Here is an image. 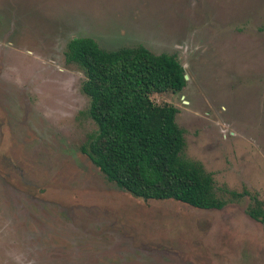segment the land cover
I'll return each instance as SVG.
<instances>
[{
    "label": "rangeland",
    "instance_id": "rangeland-1",
    "mask_svg": "<svg viewBox=\"0 0 264 264\" xmlns=\"http://www.w3.org/2000/svg\"><path fill=\"white\" fill-rule=\"evenodd\" d=\"M174 54L183 155L221 209L134 197L81 151L96 124L74 37ZM225 188L249 194L232 198ZM264 0H0V264H264Z\"/></svg>",
    "mask_w": 264,
    "mask_h": 264
},
{
    "label": "trees",
    "instance_id": "trees-1",
    "mask_svg": "<svg viewBox=\"0 0 264 264\" xmlns=\"http://www.w3.org/2000/svg\"><path fill=\"white\" fill-rule=\"evenodd\" d=\"M66 61L79 65L96 124L81 150L122 191L142 199H172L199 209H221L226 201L202 164L183 155L184 130L178 108L156 103L153 94L178 93L185 69L173 54L144 45L103 49L91 37L72 38ZM232 198L249 194L225 188ZM248 215L264 223V203L252 195Z\"/></svg>",
    "mask_w": 264,
    "mask_h": 264
},
{
    "label": "flooded vegetation",
    "instance_id": "flooded-vegetation-1",
    "mask_svg": "<svg viewBox=\"0 0 264 264\" xmlns=\"http://www.w3.org/2000/svg\"><path fill=\"white\" fill-rule=\"evenodd\" d=\"M71 39H72V38H71ZM71 39H70V40H71ZM70 40H68L67 43H68ZM67 43H66V45H65V49H64V57H65V61H66L65 51H66ZM173 55H174V54H173ZM176 58H177V57H176ZM66 62H67V61H66ZM67 63H68V62H67ZM183 67H184V66H183ZM184 69H185V68H184ZM185 72H186V71H185ZM186 83H187V81H186ZM185 86H186V85H185ZM185 86H184V87H185ZM184 87H183V88H184ZM182 90H183V89H182ZM182 90H181V91H182ZM179 92H180V91H179ZM81 151H82V150H81ZM82 152H83V151H82ZM83 153H84V152H83ZM87 157H88V156H87ZM88 158H89V157H88Z\"/></svg>",
    "mask_w": 264,
    "mask_h": 264
},
{
    "label": "water",
    "instance_id": "water-1",
    "mask_svg": "<svg viewBox=\"0 0 264 264\" xmlns=\"http://www.w3.org/2000/svg\"><path fill=\"white\" fill-rule=\"evenodd\" d=\"M184 78H185V79H187V78H188V75H187L186 73H185V75H184Z\"/></svg>",
    "mask_w": 264,
    "mask_h": 264
}]
</instances>
